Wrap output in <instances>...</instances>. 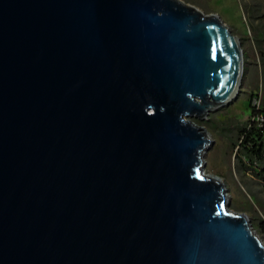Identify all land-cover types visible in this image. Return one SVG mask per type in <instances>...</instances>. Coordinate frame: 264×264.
Wrapping results in <instances>:
<instances>
[{"label":"water","instance_id":"1","mask_svg":"<svg viewBox=\"0 0 264 264\" xmlns=\"http://www.w3.org/2000/svg\"><path fill=\"white\" fill-rule=\"evenodd\" d=\"M241 75L182 0H0V264H264L195 121Z\"/></svg>","mask_w":264,"mask_h":264},{"label":"rangeland","instance_id":"2","mask_svg":"<svg viewBox=\"0 0 264 264\" xmlns=\"http://www.w3.org/2000/svg\"><path fill=\"white\" fill-rule=\"evenodd\" d=\"M203 14H216L238 39L242 53V75L237 96L228 104L195 120L211 140L203 155L204 172L221 180L229 208L245 213L253 230L264 241L259 228L264 221V182L245 157L239 159L236 129L222 123L260 121L264 109V0H182ZM255 168V169H254Z\"/></svg>","mask_w":264,"mask_h":264},{"label":"trees","instance_id":"3","mask_svg":"<svg viewBox=\"0 0 264 264\" xmlns=\"http://www.w3.org/2000/svg\"><path fill=\"white\" fill-rule=\"evenodd\" d=\"M258 114H262L260 121H249L242 124L222 123L223 129H236L239 151L238 157H245L255 168V174L264 182V109ZM199 123V121H197ZM259 228L264 232V221H261Z\"/></svg>","mask_w":264,"mask_h":264},{"label":"snow or ice","instance_id":"4","mask_svg":"<svg viewBox=\"0 0 264 264\" xmlns=\"http://www.w3.org/2000/svg\"><path fill=\"white\" fill-rule=\"evenodd\" d=\"M213 52L215 53V48L213 49ZM214 58H215V56H214Z\"/></svg>","mask_w":264,"mask_h":264}]
</instances>
